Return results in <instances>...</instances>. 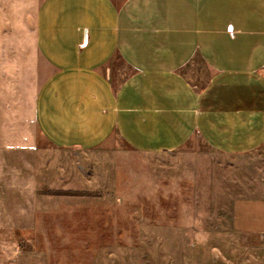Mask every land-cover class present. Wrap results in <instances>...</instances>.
<instances>
[{"label":"crops","instance_id":"obj_1","mask_svg":"<svg viewBox=\"0 0 264 264\" xmlns=\"http://www.w3.org/2000/svg\"><path fill=\"white\" fill-rule=\"evenodd\" d=\"M1 112L22 117L5 146L182 151L217 187L222 160L261 163L264 0H0ZM262 178L216 203L230 229L254 232L238 208L264 210Z\"/></svg>","mask_w":264,"mask_h":264},{"label":"rangeland","instance_id":"obj_2","mask_svg":"<svg viewBox=\"0 0 264 264\" xmlns=\"http://www.w3.org/2000/svg\"><path fill=\"white\" fill-rule=\"evenodd\" d=\"M21 118L0 113V264H264V210L239 206L246 233L216 208L225 195L252 193L234 185L263 179L264 149L260 164L222 160L221 173L238 176L211 187L217 164L200 163L201 181L197 164L181 171L182 151L58 148L40 132L32 151L3 145Z\"/></svg>","mask_w":264,"mask_h":264}]
</instances>
